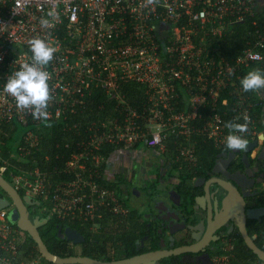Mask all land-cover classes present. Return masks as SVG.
I'll return each mask as SVG.
<instances>
[{
	"label": "built area",
	"instance_id": "obj_1",
	"mask_svg": "<svg viewBox=\"0 0 264 264\" xmlns=\"http://www.w3.org/2000/svg\"><path fill=\"white\" fill-rule=\"evenodd\" d=\"M254 11L264 18V0H0V136L11 135L13 120L26 128L16 153L0 151V174L39 200L49 220L93 229L106 216L129 213L106 183L116 150L169 147L194 163L203 143L225 146V123L243 124L245 116L243 138L256 139L264 133V89L245 92L240 80L264 70V24L252 22L235 58L216 52ZM42 17L52 26L42 27ZM33 37L57 48L44 69L51 76L47 120L18 111L3 92L7 77L32 62ZM56 124L62 141L44 153L41 132ZM61 146L72 150H54ZM13 206L0 209V264H55L10 220ZM230 254L210 264H232Z\"/></svg>",
	"mask_w": 264,
	"mask_h": 264
},
{
	"label": "flooded vegetation",
	"instance_id": "obj_2",
	"mask_svg": "<svg viewBox=\"0 0 264 264\" xmlns=\"http://www.w3.org/2000/svg\"><path fill=\"white\" fill-rule=\"evenodd\" d=\"M203 147L201 145L197 149L194 163L178 157L169 147L160 151L145 145L125 151L112 159L111 179L125 205L144 211L142 224L147 234L137 242L138 252L134 255L158 249L173 251L178 247L196 245V251L171 254L160 259L158 264H210L213 257L230 252L232 264H264L249 248L245 239L246 236L250 237L264 250V133L256 139L248 140L245 150L232 151L225 146H214L216 151L209 148V151H213L206 152L205 155L209 153L207 157L201 156ZM196 183L199 184L197 187ZM220 183L229 187L234 197L238 195L241 198L244 211L249 209L248 214L245 213L246 235L240 228L242 216L232 219L225 214L229 200H224L228 193ZM168 186L169 192L176 190L180 194V198L175 196L176 203L170 202V216L179 217L178 221H174V228L185 226L182 220L183 209L189 207L198 213L195 222L191 220L194 225L199 224L197 238H179L180 235L176 234L173 241L170 240L171 235L165 236V214H160L155 205L159 195ZM196 196L200 199L199 204L195 200ZM160 200L164 201L159 197L158 204ZM28 208L30 216L33 209L34 215L45 217L42 209L38 214L39 206L31 205ZM59 225L70 226L65 223ZM162 236L166 237L163 247ZM72 243L74 254H81L83 243Z\"/></svg>",
	"mask_w": 264,
	"mask_h": 264
},
{
	"label": "trees",
	"instance_id": "obj_3",
	"mask_svg": "<svg viewBox=\"0 0 264 264\" xmlns=\"http://www.w3.org/2000/svg\"><path fill=\"white\" fill-rule=\"evenodd\" d=\"M260 14L254 11L253 15H247V20L245 21V23H239L233 35H231L229 38L226 37L221 40L220 49H218V51L216 52H222L223 56L225 55L227 58H235L236 54L239 53V47L242 43V39L245 38L246 32L254 27V25H252V22L257 21L259 24H264L263 14ZM243 74L245 76L247 74V71H245ZM131 85L132 89L130 90L135 91L134 83H131ZM140 98L141 96L139 91H136L134 100L138 101L140 100ZM101 99H103L102 95L98 94L93 99V101L96 103V101H100ZM15 123H18V121L13 120L11 124H8L6 126L9 129V132L11 133L9 137H4L3 135L0 136V151L4 158H9L11 154H13L14 150L16 151L17 149V144L19 142L18 140L20 135L16 134L15 132ZM55 126L56 127H54V129L49 132L47 130H43L41 132V145L44 153H50V151L52 150L53 141L54 143L57 140L62 141L61 135L58 134V132L61 133L62 126L59 124H56ZM56 134L58 135L54 137ZM61 145H63L62 142ZM202 145H204V147L201 156H204L206 152L213 151L211 149L209 151V148H214L212 144L203 143ZM54 150L58 151L61 154L68 155L72 148L66 149L64 148V146H61L58 149L54 147ZM104 153L109 154L107 150H105ZM208 154L209 153H207V155L205 156L208 157ZM12 161L14 163H18L15 161V159H13ZM30 162L24 164L31 165ZM54 162L60 165L63 163L62 161L57 160H54ZM5 177L6 179L9 178L8 175H5ZM107 178L108 177H106V180ZM106 183L114 187V182L112 181V179H109V181H106ZM99 221L102 230L98 234H93L89 232L86 226H75L86 237V241L82 244L81 247V254L75 255H87L95 259L111 261L114 259L129 257L138 252L136 249L137 240L147 234L145 226L142 224L141 217L135 218L132 213H129V215L124 217L123 220L122 217L119 218L114 216H106L104 219H101ZM57 224L59 225L62 223L52 218L48 221V223H46L42 228H40L41 235L44 241L48 245L49 249L55 254L61 256H69L74 254L72 248L68 246L69 241L59 237ZM113 225L116 226L110 230L111 232L107 233L106 229L108 227H112ZM27 237L30 241L32 248H34V251L37 252V244L29 234L27 235Z\"/></svg>",
	"mask_w": 264,
	"mask_h": 264
},
{
	"label": "water",
	"instance_id": "obj_4",
	"mask_svg": "<svg viewBox=\"0 0 264 264\" xmlns=\"http://www.w3.org/2000/svg\"><path fill=\"white\" fill-rule=\"evenodd\" d=\"M264 153V148L262 150ZM221 184V183H220ZM199 184L196 183L195 187H197ZM221 187L228 193L225 202L229 200L227 204V212L225 214H228L232 219L237 218L240 215L242 216L241 222H240V228L245 233V221H246V214H248L249 209L244 211V208H242L241 203L242 200L237 195L234 197L232 195L231 189L227 186H224L221 184ZM0 188H2L5 193L9 197H5L0 195V209L5 208L10 205L11 202H13V207L9 213V218L12 222L16 223L22 230L26 231L35 241L37 244V247L40 251V253L50 262H53L55 264H158V261L162 259L163 257L170 256L171 254H180L185 251H191L194 252L197 250L196 245H190V246H183L178 247L173 251H167L166 249H158L151 252H145L141 254H136L130 258L125 259H118L114 261H107V260H100L95 259L93 257L87 256V255H69V256H61L58 254L53 253L46 242L44 241L40 228L48 223L49 218L48 217H41L40 215L36 216H30V210L28 206L34 205L39 206L40 201L39 200H33L31 196L29 195H21L16 188L3 176L0 174ZM170 197L169 199L171 201L175 200V196L180 198V194L176 190H172L169 192ZM208 193H206L207 195ZM199 196V195H198ZM196 196L197 203L200 201L199 197ZM230 198V199H229ZM176 201V200H175ZM174 201V203H176ZM199 204V203H198ZM226 205V204H224ZM199 205L196 207L198 208ZM156 210H159L160 214L168 215L165 217L164 220L167 221L166 225L164 226L165 236L171 235L170 240H175V235H180L179 238H197L196 235L199 234V224L194 225L192 221L196 220V216L198 213L194 212L193 210H190L189 207H186L183 212V218L185 226H182L180 228H174V221L179 220V217L176 215L170 216V211H168L167 207L162 203V207L158 206V203L156 202L155 205ZM157 213V212H156ZM195 222V221H194ZM58 233L59 237L62 239H66L68 241H72L75 244H82L86 241L85 235L79 231L77 228L71 227V226H60L58 225ZM164 232H162L163 234ZM246 235V233H245ZM162 236L161 239V246H165V239L166 237ZM248 246L251 250L254 251L258 255V257L264 262V250L260 249L254 241L251 240L250 237H245Z\"/></svg>",
	"mask_w": 264,
	"mask_h": 264
},
{
	"label": "clouds",
	"instance_id": "obj_5",
	"mask_svg": "<svg viewBox=\"0 0 264 264\" xmlns=\"http://www.w3.org/2000/svg\"><path fill=\"white\" fill-rule=\"evenodd\" d=\"M147 4L155 3L156 0H146ZM49 17H56L55 11L47 13ZM40 24L44 28L51 27L50 20L42 17ZM29 50L32 53L31 63L24 62L19 70L7 77L3 86V92L10 95L18 111L31 110V115L36 120H47L49 101L52 99L48 81L51 76L45 67L53 60L56 47L50 46L45 40L33 37L28 41ZM245 92L264 89V70L252 69L240 80ZM241 124L235 121L225 123L228 134L225 137V147L229 150H245L247 141L243 134L247 132V120Z\"/></svg>",
	"mask_w": 264,
	"mask_h": 264
},
{
	"label": "crops",
	"instance_id": "obj_6",
	"mask_svg": "<svg viewBox=\"0 0 264 264\" xmlns=\"http://www.w3.org/2000/svg\"><path fill=\"white\" fill-rule=\"evenodd\" d=\"M109 168H110V170H111V168H112V165L110 164L109 165ZM167 186V185H166ZM170 189V186H168V188H166V190H164V192H162L161 193V195H159V197H161L164 201H159V204H158V206L159 207H162V203H164V205L167 207V209H168V211L169 210H172V206H171V200L169 199V197H170V194H169V190ZM159 197L157 198V203H158V199H159ZM128 208H129V213H132V215H134L135 216V218H138V217H141V219H142V221H143V218H144V211L142 210V209H139V208H136V207H134L133 206V208L131 207V206H129L128 205ZM129 213L127 214V215H125V216H121L122 217V220H123V218L124 217H126V216H128L129 215ZM121 217H119V218H121ZM120 221H121V219H120ZM140 239H138L137 240V242L139 241Z\"/></svg>",
	"mask_w": 264,
	"mask_h": 264
},
{
	"label": "rangeland",
	"instance_id": "obj_7",
	"mask_svg": "<svg viewBox=\"0 0 264 264\" xmlns=\"http://www.w3.org/2000/svg\"><path fill=\"white\" fill-rule=\"evenodd\" d=\"M264 93V92H263ZM15 126H16V130H15V132H16V134H18V135H20L21 133H23V131L26 129L25 127H24V125H22V124H19V123H15ZM140 145H137L136 147H139ZM15 151V150H14ZM14 153H16V152H14ZM122 154H124L123 153V151H120V150H116L115 151V155L116 156H121ZM137 167V166H136ZM110 177H112V172L110 171ZM0 193L1 194H3L4 196L5 195H7L6 193H5V191L2 189V188H0ZM8 196V195H7ZM9 197V196H8ZM133 208V207H132ZM39 210H38V214L40 213V211H41V209H42V206H40L39 208H38ZM31 212H32V216L34 217V216H36V215H34V211H33V209H31ZM116 226V225H115ZM114 225L112 226V227H108L107 229H106V232L107 233H109V232H111L110 230L112 229V228H114L115 227ZM89 230V232H91V233H93V234H98L101 230H102V228H101V226H94L93 227V229H88ZM24 232V234L25 235H28V233L26 232V231H23ZM78 252V251H77Z\"/></svg>",
	"mask_w": 264,
	"mask_h": 264
}]
</instances>
